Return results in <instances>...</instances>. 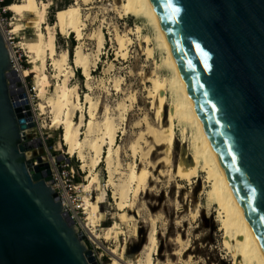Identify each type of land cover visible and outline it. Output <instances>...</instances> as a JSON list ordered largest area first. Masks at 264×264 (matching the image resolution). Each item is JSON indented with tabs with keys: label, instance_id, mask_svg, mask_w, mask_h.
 Instances as JSON below:
<instances>
[{
	"label": "water",
	"instance_id": "1",
	"mask_svg": "<svg viewBox=\"0 0 264 264\" xmlns=\"http://www.w3.org/2000/svg\"><path fill=\"white\" fill-rule=\"evenodd\" d=\"M242 215L264 254V0H151ZM0 31V264H98L25 151L34 146ZM34 124L28 125L32 127ZM39 162L41 159L39 158Z\"/></svg>",
	"mask_w": 264,
	"mask_h": 264
},
{
	"label": "bare ground",
	"instance_id": "2",
	"mask_svg": "<svg viewBox=\"0 0 264 264\" xmlns=\"http://www.w3.org/2000/svg\"><path fill=\"white\" fill-rule=\"evenodd\" d=\"M94 1L74 0L70 6L57 11L56 23L53 25H44V13L38 15L31 24L28 23V28L36 32V38L31 45L34 55L30 56L33 60L34 83L37 88H41L40 75L46 72L45 57L48 55L52 61L51 67L57 82L54 94L49 96L44 94L43 104L51 116L52 126H60L63 129L66 155L71 158L77 157L81 162V170L85 172L86 181L89 182L87 193L93 191L94 173L104 162L108 174L107 185L113 188V198L119 212L117 217L121 222H126L129 218L126 210L131 208L135 187L145 182L146 178L145 170L138 173L136 160L140 156L145 165L151 166L150 159L153 153L160 149L163 158L159 160V163H163L166 168H174V177L178 180L179 189L184 188L183 182L192 185L200 172L205 174V183L209 185L206 197L210 205L213 203L218 207V214L223 220L220 230L224 232V247L232 255L234 264H264V254L242 215L181 76L151 0H122L120 4L114 3L111 10L105 9L116 14L120 20L130 17L138 21L144 20L154 29L155 37L152 38L149 35L144 36L143 29L138 24L134 28L129 27L124 33L114 26L111 31V40L116 51V61H127L130 58L131 47L135 44L133 37L137 39L138 46L144 50L146 60H153L155 70L150 73L146 81L151 85L146 89L147 98L150 100L151 110L156 113V120L166 121L164 127L152 125L148 116L137 122L135 128L140 129L142 125H145V129L143 131L140 129L141 132L136 140L129 145L128 152L131 153L132 162L126 167L122 164L123 148L117 142L118 135L119 133L126 135L125 123L128 121L130 111L138 104V98L134 92H125L123 87L125 80L120 76L111 82L113 92L122 95V99L115 101L114 106L105 103L107 105L103 107V101L96 100L97 97L94 98L91 94L94 91L92 70L97 68L101 61L107 40L104 31L107 24L105 17L94 33L88 38L85 34L90 16H85L84 11L94 9ZM71 34H75L79 42L73 58L74 66L69 64L70 53L66 50L59 52L56 45L57 35ZM86 40L95 42V51L88 53ZM18 46L25 49L23 42H20ZM155 50L164 53L160 62L155 60ZM76 68L82 70V75L86 79V88L89 91L83 98H81L79 86L70 84L71 79L76 76ZM113 68L114 66L110 65L109 70ZM159 71H167L170 76L163 78ZM26 73L27 71L25 76ZM110 89L106 88L107 97L111 96ZM23 97V95L20 97L18 104L23 109H28L27 112L32 115L33 109L28 104V100ZM177 127L180 128L182 139L179 158L175 163ZM189 130H191L190 148L186 145L189 140ZM143 144L145 146H142ZM27 157H32V153L28 152ZM92 200L86 196L84 202L87 206H91ZM96 212L97 210L94 215H91L89 208L84 209L86 217L82 228L92 227L93 231L86 237L100 240L98 233L100 217ZM153 223L156 224L155 219ZM112 233L113 227L105 231L106 242L111 240ZM153 233H156L155 229ZM156 243L152 235L150 247L145 249L147 250L145 256L138 262L132 263L154 264ZM178 243L182 244L181 239H178Z\"/></svg>",
	"mask_w": 264,
	"mask_h": 264
},
{
	"label": "rangeland",
	"instance_id": "3",
	"mask_svg": "<svg viewBox=\"0 0 264 264\" xmlns=\"http://www.w3.org/2000/svg\"><path fill=\"white\" fill-rule=\"evenodd\" d=\"M12 1L13 3L9 5L11 15L8 21V24L10 23L8 29L15 35L17 43L23 42L25 44L23 50L30 59L31 68L26 73V76L30 75V80H27L30 82L28 104L32 107L33 114L38 118L39 124L45 126L42 132L47 133L44 136L45 140L49 136L47 140L48 148L56 150V156L67 158L69 169L74 168L77 182L81 180L79 183H82L80 194L76 197V202L80 207L78 209L79 231L83 232L85 237L90 236L93 231L90 226L82 228L86 217L84 215L85 208H89L91 215H94L97 210L96 214L100 217L98 233L101 239L85 238V242L96 258L97 263L131 264L132 262H138L147 253L145 249L149 246L150 237L153 235L157 242V248L154 252V264H234L232 255L224 247V232L220 230L223 220L218 214V207L213 203L210 205L206 197L209 185L205 183V174L200 172L199 177L192 185L183 182L184 188L179 189L177 187L178 180L174 177V168H166L163 163H159V160L163 158L160 149L154 152L150 159L152 167L145 165L140 156L136 160L138 173L140 174L142 170H145L146 178L145 182L139 183L135 187L131 208L126 210L129 215L126 222H121L117 217L119 212L113 198V188L107 185L108 174L104 162L97 167L94 173L93 191L87 193L89 182L86 181L85 172L81 170V162L77 157L71 158L66 155L63 129L60 126H52L51 116L47 107L43 104L44 94L48 96L54 94L57 82L55 72L51 67L52 61L48 55L45 57L47 62L46 72L44 75H40L41 88H37L34 83L33 60L30 56L34 55L31 45L36 38V32L34 29L28 28V23L31 24L41 13H44V25L55 24L57 11L70 6L74 3V0ZM66 1L70 2L67 6H65ZM120 1L122 0H95V8L89 11L85 10L84 15L90 16L88 28L85 30L87 38L100 26L103 17L107 21L104 27L107 38L105 48L97 68L92 70L94 91L91 94L94 98L97 97L96 100L103 101V107L107 104L114 106L117 100L122 99V95L113 92L111 82L114 78L120 76L125 80L123 86L125 92H134L138 98V104L130 111L128 121L125 123L126 135L123 136L122 133H119L117 140L123 148L122 164L126 167L128 163L132 162L131 153L128 152L129 145L136 140L141 130L145 129V125H142L141 130L137 129L135 124L146 116L155 127H164L166 121L156 120V113L151 110L150 100L147 98L148 93L146 92L147 87L150 88L151 85L146 81L150 73L155 70V64L153 60H146L144 50L138 46L135 37H133L135 44L131 47L130 58L127 61H116V51L111 40V31L114 26L121 33H124L128 31L129 27L134 28L138 24L142 27L144 36L155 37L154 29L146 21H138L131 17L120 20L116 14L108 11L113 8L114 3L120 4ZM105 12H108V14H105ZM85 43L88 53L95 51L94 41L86 40ZM56 45L59 52L66 50L70 53L69 64L74 66L75 49L79 45L76 35H57ZM163 55L162 51L155 50L156 61L160 62L164 57ZM110 65L114 66L112 70H109ZM77 70H79L81 76H79ZM159 72L163 78L170 76L167 71ZM70 84L71 86H79L81 98L89 93L86 88V79L80 69L76 68V76L71 79ZM105 87L111 88V96L107 97ZM41 129L37 128V131L40 132ZM176 133L178 140L175 145V163L179 158L182 139L179 127H177ZM190 136L191 130L188 131L189 140L186 143L188 148H190ZM83 185H85V192H83ZM86 196L93 199L91 206L85 204L84 199ZM154 219L156 220L155 225L153 223ZM110 227H113V233L111 240L106 242L104 234ZM153 229L156 233H153ZM178 239H181L182 244L178 243Z\"/></svg>",
	"mask_w": 264,
	"mask_h": 264
},
{
	"label": "built area",
	"instance_id": "4",
	"mask_svg": "<svg viewBox=\"0 0 264 264\" xmlns=\"http://www.w3.org/2000/svg\"><path fill=\"white\" fill-rule=\"evenodd\" d=\"M10 15L11 11L9 10V6L5 5V0H0V31L7 43L11 68L15 73L13 77L14 83L12 85L14 93L11 96V103L17 114L25 120L26 128L23 129V132L26 139L23 141L24 147L28 148L29 142L34 146L32 150L27 149L25 151L26 158L27 161L35 160L40 172L44 170L43 166L45 164L49 166L50 175L43 179L54 189L58 200L63 206V211L69 214L71 220L75 222L77 227H80L78 221V209H80V207L76 202V197L80 194L82 183H79V181L77 182L74 168L69 169L67 158L65 156H56L55 153H57V151L48 148L47 140L49 136L45 140L44 136L47 133L44 131L42 132L43 128L41 126L43 125L39 124L38 118L34 114H29L27 112L28 109H23L18 104L22 95L24 99H29L30 82L27 81L29 78L25 76V72L30 71L31 67L29 56L25 54L23 48L18 46L19 43L16 42L15 35L8 29ZM30 124L34 125L28 127ZM37 128L42 129L39 132ZM28 152L32 153V157H27ZM39 158L41 162H39Z\"/></svg>",
	"mask_w": 264,
	"mask_h": 264
},
{
	"label": "trees",
	"instance_id": "5",
	"mask_svg": "<svg viewBox=\"0 0 264 264\" xmlns=\"http://www.w3.org/2000/svg\"><path fill=\"white\" fill-rule=\"evenodd\" d=\"M13 3V1L12 0H5V5L6 6H9V5H11ZM68 4H70V2L69 1H66V5L65 6H67ZM52 22V21H51ZM74 43V42H73ZM77 73L79 74V70H77ZM79 76H81L80 74H79ZM29 79H30V75L29 76H27ZM80 179V178H79ZM81 181V180H80ZM79 181V182H80ZM83 187V192H85V185H83L82 186ZM84 199V198H83Z\"/></svg>",
	"mask_w": 264,
	"mask_h": 264
}]
</instances>
